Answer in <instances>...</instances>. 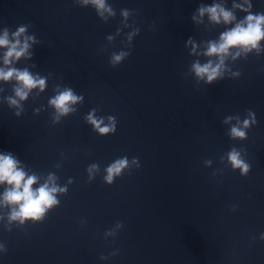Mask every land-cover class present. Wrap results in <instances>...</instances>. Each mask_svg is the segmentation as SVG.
I'll use <instances>...</instances> for the list:
<instances>
[{
    "label": "water",
    "instance_id": "obj_1",
    "mask_svg": "<svg viewBox=\"0 0 264 264\" xmlns=\"http://www.w3.org/2000/svg\"><path fill=\"white\" fill-rule=\"evenodd\" d=\"M108 2L116 17L104 23L74 0H0V30L30 24L29 34L41 43L27 63L42 76L52 74L46 91L24 102L20 117L3 102L11 85H0V152L14 154L41 182L49 172L62 186L73 180L43 222L5 231L7 220L0 221V244L7 248L0 264H264V54L232 64L239 78L197 89L190 75L185 79L195 59L185 43L218 39L224 30L206 17L201 25L191 20L200 3L213 0ZM251 2L253 12L264 11V0ZM124 8L138 13L132 19L140 34L131 56L112 68L109 55L121 49L123 36L111 46L106 37L120 27ZM55 84L72 87L84 102L53 125L47 103ZM93 108L116 117L115 134L100 137L86 124ZM248 110L256 126L247 140L232 141L223 119H243ZM232 147L246 150L247 177L220 162ZM124 156L138 158L140 168L111 186L103 183L104 168ZM208 159L211 167L203 163ZM92 163L100 174L88 183ZM117 222L123 228L105 239Z\"/></svg>",
    "mask_w": 264,
    "mask_h": 264
},
{
    "label": "clouds",
    "instance_id": "obj_2",
    "mask_svg": "<svg viewBox=\"0 0 264 264\" xmlns=\"http://www.w3.org/2000/svg\"><path fill=\"white\" fill-rule=\"evenodd\" d=\"M74 5L81 8H91L96 16L104 23L116 17V11L108 0H74ZM243 13L238 18L237 13ZM135 10L127 8L120 10L121 25L116 32L106 37L107 45L111 46L117 38L123 36L122 47L109 55V65L116 68L127 60L132 54L133 40L139 36L140 29L136 27ZM207 23L212 28L223 27L218 39H207L197 42L189 37L185 43V49L189 50V56L194 57L185 79L190 75L195 80V86L199 89L201 83L212 85L225 78L237 79L241 75L239 71H233L231 67L237 60H246L250 54L259 57L264 54V11L253 12L251 0H232L231 7L227 6V0H213L210 5L200 3L192 14L191 20L196 25ZM132 19V23L129 20ZM30 24H21L15 31L4 27L0 30V85H11V95L3 96L9 109H15L14 115L20 117L24 113V102L29 98L33 101L43 94L52 74L42 76L31 69L37 66L28 64L33 59L34 46L41 43L35 34H29ZM125 29L129 31L125 32ZM100 52H107V46ZM25 62V67L18 68L19 62ZM5 91L0 87V93ZM54 95L48 99L47 108L52 110L51 121L53 125L59 124L62 118L74 115L77 107L84 102V96L77 94L70 86L55 84ZM33 93H35L33 95ZM46 109L42 106L34 110V115H39ZM98 109L93 108L84 117L86 124L100 137H107L116 132L117 119L115 116H99ZM235 121V123H233ZM222 123L229 125L228 136L232 141L243 142L247 140V132L256 126L257 120L253 111L248 110L245 118L239 115L226 116ZM245 149L232 147L225 155L220 157V162L225 167L230 166L232 171H239L241 177H247L251 171V165L246 160ZM205 167H211L213 161L204 162ZM135 166L140 168L138 158L128 159L127 156L117 158L104 168L103 183L111 186L117 178ZM60 167V165H56ZM88 183H91L100 174L98 163L90 164L87 169ZM213 177L217 175L214 171ZM59 177L49 172L41 182V176L35 172L26 170L22 162L11 152H0V210H6L7 215H0V221L7 220L5 231H11V226L23 227L26 222H43L46 214L60 205L58 196H64L68 192V186L73 183L71 178L67 184L61 185ZM235 211V207L232 209ZM85 222L81 221V226ZM123 228V224L117 222L114 227L104 233V238L115 239L117 233ZM264 240V234L260 236ZM5 245L0 244V253H6ZM118 254L111 253L112 256ZM107 260L109 257L101 256Z\"/></svg>",
    "mask_w": 264,
    "mask_h": 264
}]
</instances>
